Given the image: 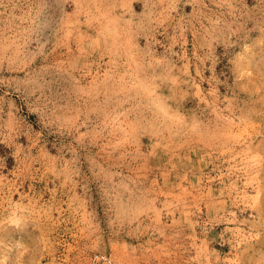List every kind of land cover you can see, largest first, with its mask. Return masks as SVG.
<instances>
[{
	"label": "rangeland",
	"instance_id": "1",
	"mask_svg": "<svg viewBox=\"0 0 264 264\" xmlns=\"http://www.w3.org/2000/svg\"><path fill=\"white\" fill-rule=\"evenodd\" d=\"M0 264H264V0H0Z\"/></svg>",
	"mask_w": 264,
	"mask_h": 264
}]
</instances>
